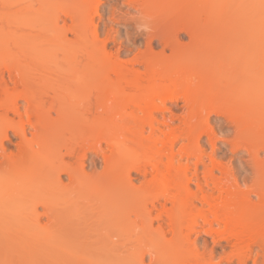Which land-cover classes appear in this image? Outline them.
<instances>
[{"label": "bare ground", "instance_id": "obj_1", "mask_svg": "<svg viewBox=\"0 0 264 264\" xmlns=\"http://www.w3.org/2000/svg\"><path fill=\"white\" fill-rule=\"evenodd\" d=\"M56 1L60 9L54 12L50 4ZM100 1L0 0V119L7 126L10 113L19 123L30 114L25 123L12 127L19 138L16 152H7L3 138L10 136L0 131V264H264V25L262 32L255 30L263 39L250 35L258 38L256 57L250 50L239 53L252 55L254 61L243 71L211 54L215 62L203 59L207 69L195 66L197 60L190 56L159 64L147 72L146 81L123 80L92 16ZM234 1L107 0L112 16L130 21L134 29L144 27L146 35L159 22L180 24L196 51L209 49L208 56L217 48L213 28L218 19L231 14L236 3L243 4ZM249 1L254 10L249 9L257 11L259 5ZM236 8L231 15L250 22L248 7L247 16ZM261 12H254L255 17ZM229 34L224 38L232 36L231 42L243 36ZM239 42L233 44L243 43L236 48L242 52L247 43ZM67 64L80 72L71 85L64 80L73 69L68 74L63 68V76L57 72ZM40 66L49 70L48 87L53 88L48 92L47 84L38 80ZM78 67L82 73L102 67L97 83L102 79L103 88L102 81L96 84L85 75L90 71L84 76ZM5 70L9 80L22 83V90H8ZM33 76L42 89L31 87ZM84 77L94 82L91 87ZM40 92L50 95L47 108L43 96L37 97ZM179 99L181 108L173 103ZM211 114L223 116L233 129L232 139L225 142L233 148L232 156L242 153L239 159L253 172L243 180L254 182L246 189L232 177L228 164L215 157L207 161L202 135L210 138L213 153L216 146ZM202 230L213 235L209 249L206 239L199 243L194 236ZM218 249L223 250L221 260L214 261Z\"/></svg>", "mask_w": 264, "mask_h": 264}, {"label": "rangeland", "instance_id": "obj_2", "mask_svg": "<svg viewBox=\"0 0 264 264\" xmlns=\"http://www.w3.org/2000/svg\"><path fill=\"white\" fill-rule=\"evenodd\" d=\"M240 2V1H242V0H236V2ZM252 1V0H251ZM254 1V4L252 3L251 5H255L256 6V4H257V6L259 5V8H258V10L259 11H264L263 10V4H264V2H262V0H259L260 1V4H258V0L255 2V0H253ZM231 2H232V0H230V4H231ZM232 3H235V1L233 0V2ZM250 4V1L248 2V0H243V4H242V2L241 3H236V4H238V5H240V6H238V7H240V8H236V4L234 5V7L237 9L236 11H238V12H236V13H238V14H240V13H244L243 15H245V16H247V15H249V14H247V12L245 13V11H247V10H245L247 7H248V9L250 8V7H252V6H250V5H248L247 6V4ZM262 3V4H261ZM231 5H233V4H231ZM261 5H263L262 7H261ZM59 1H56V2H53V3H51L50 4V7L52 8V10L54 11V12H56V10H59L60 8H59ZM242 6H243V10H241V8H242ZM254 6V7H255ZM233 6H231V8H232V10H233V8H234ZM246 7V8H245ZM108 8H109V3L107 2V0H101L100 2H99V4L97 5V11L96 12H94L93 14H92V16H93V18H94V22L97 24V27H98V31H99V39H105V41H106V51L109 53V55L111 56V62L112 63H118V64H120V67H121V70H122V76H123V80H132L133 78H137L138 80H140V81H146V76H147V72L148 73H150L151 72V70H154L159 64H162V63H168V62H170V61H179V60H181V61H186V58L188 59V57H190L191 56V58H194L195 57V60H197V62H196V65L195 66H199L198 68L199 69H207V59H215L216 57L218 58V60H221L220 58H223V60H227V63H228V65L230 66V67H233V66H236V69H241L242 71H243V69H246L245 67L246 66H250L252 63H250V62H252L253 61V57H256L255 55V52H256V44H257V39L258 38H262V37H260L261 36V34H260V36H258V34L260 33V32H262V30L263 29H261L262 27H263V20L262 19H264V14H262L263 12H261V16L259 17V16H256L255 17V13L258 11L257 10V7L255 8V10H257V11H254L253 12V10H254V8L252 7V9L253 10H251V9H249L250 11H248L251 15H250V18H248V20H247V18L245 17V20H247V21H250V22H248V23H245L244 22V16L242 17V16H238L237 14V17H236V15L235 14H233V15H235V16H233V15H231L232 14V12H234L235 11V8H234V11H231V14H228V16L229 15H231V16H229V17H231V19L233 18V20L230 22V21H228L227 19H229V18H227V17H223V19L221 18V19H218V21L219 22H221V20H223L222 22H221V24L219 23V22H217V24H216V26H215V28H213V29H215V31H216V33H215V31H214V34H215V36H216V42L217 43H214V44H216V49H214V53L212 52L213 50H211V52L212 53H210V56H208L209 54H207L205 51H210L209 49H205V51L203 52V50L204 49H202V51H201V49H198V52L196 51V49H195V47H194V45H193V39L192 38H189V36L186 34V32L183 30V28L181 27V25L180 24H178V23H165V22H159L155 27H154V29L153 30H151L149 33H147V35L145 34L146 33V30H145V28L144 27H139L138 29H134L133 28V26H132V23L130 22V21H126L125 19H123L122 17H119V16H112L111 15V13H110V11H108ZM261 8H262V10H261ZM90 9V8H89ZM229 9H230V7H229ZM88 10V9H87ZM92 10L93 9H91V13H92ZM245 10V11H244ZM239 11H240V13H239ZM87 12H89L90 13V10L89 11H87ZM257 15H258V13H256ZM242 15V14H241ZM233 16V17H232ZM262 16H263V18H262ZM234 17H236L235 19H234ZM249 17V16H248ZM258 17L259 18H261L260 20L258 19ZM224 18H226V19H224ZM238 18H242V19H240L241 20V22L243 23L244 22V24H242V26H240V27H237L238 26V24H240L241 25V22H240V20H238ZM257 18V19H256ZM200 19V18H199ZM198 20V19H197ZM227 21V22H224V21ZM237 21L236 22V25H233V24H227L228 26H226V23H234V21ZM259 20V22L258 23H256L257 21ZM262 20V21H261ZM200 21H202V20H200ZM260 21H261V23H260ZM197 22V21H196ZM195 22V23H196ZM198 22H199V20H198ZM240 22V23H239ZM193 23V22H192ZM202 23V22H201ZM224 23V24H223ZM68 24H70V22L68 23ZM198 24V23H197ZM200 24V23H199ZM257 24H260V26L258 25L257 26ZM201 25V24H200ZM220 25V26H219ZM223 25H224V27H223ZM229 25H232V26H229ZM248 25L252 28V26H253V29H254V27H255V29H254V31L252 32V30H250V27H249V29H248ZM194 26V23H193V25H192V27ZM202 26V25H201ZM201 26H198L200 29H201V31H203L204 32V30L206 31V29H204V28H202ZM218 26V27H217ZM243 26H244V28H247V29H244L243 28ZM195 27V26H194ZM197 27V28H198ZM230 27V28H229ZM232 27H233V29H232ZM256 27H257V29H256ZM260 29H259V28ZM197 28H195V33H197ZM199 28H198V31H200L199 30ZM235 28V29H234ZM237 28H239V29H237ZM241 28H243V29H241ZM264 28V27H263ZM223 29V30H222ZM228 29L229 30H233L232 31V33H231V35H234V36H236L235 34H237L238 35V37H239V35H240V37H241V34L243 33H241V31H240V29L241 30H243V31H245L246 30V32H250L251 31V33H243L242 35V39L241 38H239L238 39V41H246L244 44H246V45H244V46H242V48H244V50H246L245 48H247V50L246 51H244L242 48H241V50H243L242 52H240V51H237L236 50V48L238 47V48H240V46H241V44L243 45V43H240L238 46H235V44H236V42L238 43V41L237 40H235V41H232L231 42V40L232 39H235V38H232V36L229 34L230 33V31H229V33H227V31H228ZM260 31H259V30ZM236 30H238L237 32L238 33H240V34H238V33H236ZM248 30V31H247ZM255 30H258V32L256 31L255 32ZM226 31V32H225ZM202 32V33H203ZM106 33H108V35H106ZM199 33V32H198ZM197 33V34H198ZM221 33V34H220ZM225 33V34H224ZM255 33V35L258 37H255V39H254V37H252V36H255V35H252L251 37L253 38V40H252V38L250 37V35L251 34H254ZM256 33H258V34H256ZM264 33V32H263ZM178 34V35H177ZM200 34V33H199ZM217 34V35H216ZM226 34H229L230 36H231V38H230V40L227 38V37H225L224 38V36L226 35ZM244 35H248V37H249V39H248V37L247 36H244ZM107 36V37H106ZM218 36V37H217ZM262 36H263V34H262ZM264 37V36H263ZM236 38H237V36H236ZM244 38H247V39H244ZM263 39V38H262ZM223 40H224V42H223ZM264 40V39H263ZM249 41H251V45H250V43H249ZM254 41H255V43H254ZM214 42H215V37H214ZM233 42L235 43V44H233ZM221 43V44H220ZM223 43V44H222ZM217 44H220L221 45V47L219 48L218 47V45ZM234 46V48H233V46ZM231 45V46H230ZM248 45V46H247ZM253 45H255V47L253 46ZM226 46V47H225ZM247 46V47H246ZM222 47H225V49H227V51L223 48L222 49ZM231 47V50H229V48ZM249 47L250 48H252V49H249ZM256 48V49H255ZM220 49V50H219ZM222 49V50H221ZM233 49H234V51H233ZM253 49H255V50H253ZM217 51V55H215V52ZM220 52H219V51ZM224 50H225V52H228V51H232V52H229L230 54V56L228 55V53L226 54L225 52H224ZM239 50V49H238ZM250 50V51H249ZM235 51H237V52H235ZM250 52V54H251V51H252V55L254 54V56L252 57V58H250V56H252V55H249V56H243L244 54L245 55H248V53ZM201 52V53H200ZM234 54V57L237 55L238 57H241V55H242V57L240 58V59H242L243 57H246V58H250V59H248V62H242L243 60L245 61V59L246 58H243V60H241L240 61V59L237 57V61H239L240 63L238 64L237 63V61H236V57L235 58H233V54ZM235 53H236V55H235ZM238 53V54H237ZM239 53H244V54H240L239 55ZM202 54H206L205 55V57H204V55H202ZM211 54H214L213 56L215 57V58H213L212 57V55ZM222 54H223V56H222ZM232 55V56H231ZM192 56H194V57H192ZM203 58H202V57ZM207 57V59H205L206 60V64H205V66L204 65H202V64H204V61L205 60H203L204 58H206ZM227 57V58H226ZM229 57V58H228ZM225 58V59H224ZM209 59V61L211 62V61H213L212 59L210 60ZM229 59H231V61L229 60ZM233 59V60H232ZM222 60V61H223ZM247 61V60H246ZM203 62V63H202ZM213 62H215V60L213 61ZM213 62H211V63H213ZM232 62H233V64L236 62L237 64H232ZM80 63H82V62H80ZM229 63H231L232 64V66H231V64H229ZM241 63H243V64H241ZM253 63H254V61H253ZM63 64V63H62ZM66 64V63H65ZM64 64V65H65ZM69 64V63H68ZM67 64V66H61L60 67V65L58 66V68H59V70L57 69V68H55L56 70H58L57 72L58 73H60V71H62V70H64L65 69V67H67L66 69H67V73L69 74L70 73V71H72V67L73 66H70V65H68ZM76 64L78 65V66H80L77 62H76ZM84 64V66H86V68H87V64L85 65V63H83ZM210 64V63H209ZM244 64H245V66H244ZM73 65V64H72ZM95 65V64H94ZM202 65V66H201ZM239 65V66H238ZM240 65H243V68H240V67H242V66H240ZM47 66V65H46ZM45 66V68H41V67H43V66H40L39 68H41V71L40 70H35V69H37V68H35L34 69V72H35V74L37 73L38 74V72L40 71L41 73H42V75H41V78H38V80L40 79L41 81H42V84H43V82L44 83H46L47 84V87L48 86H50L49 85V70L48 69H46L47 67ZM48 66H50V65H48ZM70 66V67H69ZM194 66V67H195ZM237 66H238V68H237ZM52 67V65L50 66V68ZM55 67V66H54ZM74 67H76V66H74ZM202 67V68H201ZM0 68H1V66H0ZM49 68V69H50ZM64 68V69H63ZM77 68V67H76ZM76 68H74L75 70H76ZM84 67H82L81 66V69H83ZM98 68V71H97V69L95 68L94 70H96V71H94V70H87V69H85L84 71L86 72V70H87V73L89 72V74H85V72L84 73H82V70L78 67V71H81V73L84 75H86L87 77H94V79H92V78H90V80H95V83L96 84H100V82L102 81V79H101V81L100 82H98L97 83V81H99L100 79L99 78H101V76H102V74L101 73H103L102 72V67H97ZM133 68V69H132ZM235 68V67H234ZM2 69V68H1ZM52 69V72H55L54 71V68L52 67L51 68ZM66 69L64 70V71H66ZM73 69V71H75ZM104 69V68H103ZM31 70H33V69H31ZM196 70V69H195ZM38 71V72H37ZM51 71V70H50ZM73 71L71 72L72 74H73ZM197 71V70H196ZM202 71V70H201ZM241 71V72H242ZM245 71V70H244ZM32 72V71H31ZM63 72V71H62ZM96 73V74H91V73ZM127 72L129 73V74H133V75H136V76H130V75H128L127 74ZM57 73V74H58ZM75 78L72 76V74H69L70 76H68V75H66V76H68V78H67V81H65L64 80V82H65V84H70L71 85V82H74L76 79H77V81H78V78H79V76L77 75L78 73H80V72H77V71H75ZM97 73H98V75L100 74V76H98L97 75ZM32 74V73H31ZM56 74V73H55ZM57 74L55 75V76H57ZM61 74V73H60ZM59 74V75H60ZM64 74H66L65 72H64ZM63 74V75H64ZM90 74H91V76H90ZM4 75L6 76V80L8 79V87H10V88H8V90L12 93V92H14V93H16L18 90H20L21 88H22V86H21V82L20 83H17L16 84V82L14 81V79L13 80H9L10 79V76L8 77V75H10L8 72H7V70H5L4 71ZM39 75H40V73H39ZM53 75H54V73H53ZM53 75H52V73H51V77H53ZM62 75V74H61ZM57 76L58 78L60 77H62V76ZM77 75V76H76ZM84 75V76H85ZM89 75V76H88ZM96 77H95V76ZM5 76H4V78H5ZM34 76H36V75H34ZM33 76V79H37V77H34ZM55 76H54V78H55ZM38 77H40V76H38ZM83 77V76H82ZM81 77V78H82ZM86 77V78H87ZM99 77V78H98ZM110 77L113 79V80H115L116 79V75L113 73V72H110ZM95 78H98V79H95ZM12 79V78H11ZM31 80L30 82H29V84H31V87L32 88H34V86H35V88H38L37 90H39L41 87H38L37 86V84L39 83V81L38 80ZM62 79H64V77L62 78ZM75 79V80H74ZM80 79V78H79ZM50 80H52V79H50ZM59 80V79H58ZM84 80L86 81V80H88V79H85V77H84ZM10 81V82H9ZM35 81V82H34ZM40 81V82H41ZM54 81H56V78H55V80ZM59 81H62V80H59ZM76 81V82H77ZM80 81V80H79ZM84 81V82H85ZM0 82H1V77H0ZM15 82V83H14ZM34 82V83H33ZM64 82H62V83H64ZM87 82V81H86ZM85 82V83H86ZM37 83V84H36ZM51 83H52V81H51ZM61 83V84H62ZM79 83H81V82H79ZM93 83L94 82H87V85L89 84L90 85V87L93 85ZM41 84V83H40ZM46 84H44V85H46ZM52 84H54V83H52ZM51 84V85H52ZM73 84H77V83H73ZM103 84V81L101 82V84H100V90H101V87L103 88V86L104 85H102ZM44 85H41V86H44ZM55 85V84H54ZM58 85V84H57ZM56 85V86H57ZM60 85V84H59ZM86 85V86H87ZM23 86H25V84L23 85ZM65 86V85H64ZM46 87V86H45ZM94 87V86H93ZM31 88V89H32ZM44 88V87H43ZM52 88H53V86H51V87H48V90L46 91V92H48L50 89L52 90ZM87 88H89L88 86H87ZM42 89V88H41ZM65 89H66V86H65ZM93 89V88H92ZM92 89L90 90V89H87V90H90V91H92ZM22 90V89H21ZM36 90V89H35ZM34 90V91H35ZM45 90H46V88H45ZM63 90V89H62ZM73 90V88L71 89V90H69V91H72ZM96 90V89H95ZM32 91H33V89H32ZM42 91V90H41ZM37 92V91H36ZM45 92V93H46ZM51 92V91H50ZM126 92H132V89H127L126 90ZM38 93V92H37ZM96 93V92H95ZM94 93V91L92 92V94H95ZM42 94H44V93H42V92H40V96H37V97H41V96H43V100H42V104H43V106H44V108H47L48 107V105H49V103H50V95H48V96H44V95H42ZM46 95V94H45ZM22 103H24V101H22V100H20ZM173 103L176 105V106H178V108H181L182 107V105H183V102H182V100H173ZM30 115V114H29ZM29 115H27V116H29ZM26 115H24V119L22 118V120L24 121H21L22 123H19V121L21 120L19 117H16V115H14L13 113H10L9 114V123H8V121H4L5 123H7V126H5V125H2V124H4L3 123V120H1L0 119V131L1 130H6V131H8V133H9V138H3V143H4V145L7 147V152L8 153H10V152H16L17 151V149H18V145H19V138H18V136H13V133H14V128H12L13 126H20V124H23V123H25L26 122V118H28L27 116L25 117ZM2 122V123H1ZM17 122V123H16ZM210 123L212 124V127H213V129H215V132H216V134H215V141H216V146L214 147V150H215V152L213 153V150H212V147H211V145H210V142H209V137L208 136H206L205 134H203L202 136H203V140H202V142H204V147L206 148V150H205V152H206V154H207V161H209V158L210 157H215L218 161H220V162H222V163H225L226 165L228 164V166H229V169H230V172H231V174H232V177L234 176L235 178H236V180L238 181V183L239 184H242V185H244V189H246V187L248 186V185H250V183H254V182H250V183H245V184H243L244 182H243V180H244V178H246V179H251L252 177H253V172H252V170H251V168L244 162V161H241L240 159H239V155L241 156L242 155V153L241 152H238V154H237V156H232V151H233V148H232V150H231V147L230 146H228V145H226V139H232V137H233V134H234V132H233V129H232V127L228 124V122L225 120V118L223 117V116H221V115H218V114H211V116H210ZM174 126L175 127H180L181 126V124H180V122L178 121V120H176L175 122H174ZM28 135V137H30L31 136V134L30 133H28L27 134ZM183 142V140H179L178 142H177V144H176V151H178V149L180 148V146H181V143ZM230 158H232V161H230ZM70 161H71V163H75V158L74 157H71L70 158ZM87 170H89L88 169V167H87ZM98 170H100V171H102V164L100 165V167H98ZM201 171H203V168H202V166H200V169H199V173H200V175H201ZM215 174L217 175V176H220L221 175V172H220V170L219 169H215ZM63 179L65 180L66 179V176L64 175L63 176ZM246 184H248L246 187H245V185ZM242 188H243V186H242ZM255 198V197H254ZM40 210H41V207L39 208ZM156 211L154 210L153 211V213H152V217H155V215H156ZM45 217V216H44ZM43 219H45V218H43ZM197 234V233H196ZM194 235V236H196V237H198L199 239H198V242L199 243H201L202 242V240L203 239H206L207 240V242H208V249L210 248V246L214 243L213 241H214V238H213V235H211V233H209V232H207V231H205V230H202L200 233H198L197 235ZM223 243H224V241H223ZM227 249H226V251H228V250H230V248L229 247H226ZM217 253L218 254H216L215 255V258H214V261H219V260H221V253H223V250H220V249H218V251H217Z\"/></svg>", "mask_w": 264, "mask_h": 264}]
</instances>
